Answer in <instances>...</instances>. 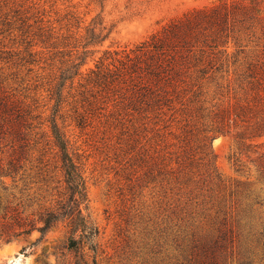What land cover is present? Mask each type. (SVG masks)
I'll return each mask as SVG.
<instances>
[{"label": "trees", "instance_id": "trees-1", "mask_svg": "<svg viewBox=\"0 0 264 264\" xmlns=\"http://www.w3.org/2000/svg\"><path fill=\"white\" fill-rule=\"evenodd\" d=\"M109 32L58 0H0V240L66 221L68 247L96 252L71 131L115 126L151 133L168 207L148 241L158 264H264V0L195 6L132 47L102 50ZM220 134L236 138L237 171L252 156L254 180L220 172Z\"/></svg>", "mask_w": 264, "mask_h": 264}, {"label": "rangeland", "instance_id": "rangeland-1", "mask_svg": "<svg viewBox=\"0 0 264 264\" xmlns=\"http://www.w3.org/2000/svg\"><path fill=\"white\" fill-rule=\"evenodd\" d=\"M215 1L58 0V6L62 11L77 10L87 23L94 17L100 18L110 31L100 46L103 50L135 46L171 19L195 6ZM13 41L5 40L9 44ZM101 54L90 57L84 69L94 66ZM98 127L94 131L92 128L71 131L82 148L88 195L83 207L99 230L95 236L98 250L93 251L87 243H82L79 252L70 249L71 229L66 221H61L44 236L34 230L9 242L0 240V264H75L78 258L88 264H158L153 252L156 247L148 241L168 207L163 188L155 179L157 171L152 155L156 152L151 133L140 130L131 137L119 127ZM168 137L170 143L180 144L173 134ZM211 143L218 168L229 183L255 179L252 156L244 154L246 167L243 172L236 170L232 156L237 142L233 134H220ZM62 178L59 172V185L64 189ZM37 202L35 207H38Z\"/></svg>", "mask_w": 264, "mask_h": 264}]
</instances>
